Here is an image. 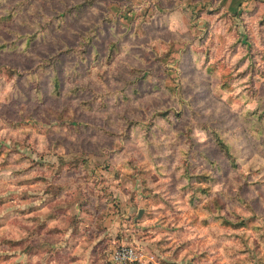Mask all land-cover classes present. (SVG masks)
Returning <instances> with one entry per match:
<instances>
[{
  "label": "rangeland",
  "instance_id": "1",
  "mask_svg": "<svg viewBox=\"0 0 264 264\" xmlns=\"http://www.w3.org/2000/svg\"><path fill=\"white\" fill-rule=\"evenodd\" d=\"M84 1L0 0V264H264V0Z\"/></svg>",
  "mask_w": 264,
  "mask_h": 264
},
{
  "label": "trees",
  "instance_id": "2",
  "mask_svg": "<svg viewBox=\"0 0 264 264\" xmlns=\"http://www.w3.org/2000/svg\"><path fill=\"white\" fill-rule=\"evenodd\" d=\"M93 1L94 0H85L82 4H79V6H76V7H72L70 9H68L66 11V13L60 15L59 18H65L66 17V14L68 13L69 15H77L74 10H77V11H84V8H88V7H91L93 6ZM11 15V14H9ZM5 18V17H3ZM90 38V42L93 41L94 37L95 36H90L88 35ZM85 45H90V44H85ZM71 52H78L77 50L74 49H67L66 51L64 52H60L58 53L57 55L53 56L51 59H49L47 62H46V66L47 67H51V66H57L61 61H60V56L62 55H65V54H69ZM42 68H45V66H40L39 69L37 71H35L34 73H28V75H36L37 77H41L42 72L41 71H44ZM13 74H17V75H21V73L19 71H15L13 70ZM227 84V82H226ZM55 89L56 90H59L60 86H59V81L57 80V78H55ZM225 85V84H224ZM225 87H228L227 86H224L222 89L224 90H229L230 88H225ZM156 118H159L160 120H163V121H166V122H172L173 119L175 120H181L183 119V113L182 112H178V111H175V110H171V111H166L164 113H158L156 114L155 116ZM128 126H134V127H137V124H134V123H129ZM140 127H142V129L144 130H149V125L148 124H144V125H141ZM203 129L206 130L210 135H212V139L213 141L215 142L217 148L220 150V152L225 156V158L228 160V162L234 166L237 159H236V156L232 153L231 151V147L230 145L226 142V140L224 139V137L222 136V134H220L217 129L209 126V125H202ZM75 245V244H74Z\"/></svg>",
  "mask_w": 264,
  "mask_h": 264
},
{
  "label": "built area",
  "instance_id": "3",
  "mask_svg": "<svg viewBox=\"0 0 264 264\" xmlns=\"http://www.w3.org/2000/svg\"><path fill=\"white\" fill-rule=\"evenodd\" d=\"M144 255L130 244H123L113 250L111 264H142Z\"/></svg>",
  "mask_w": 264,
  "mask_h": 264
},
{
  "label": "crops",
  "instance_id": "4",
  "mask_svg": "<svg viewBox=\"0 0 264 264\" xmlns=\"http://www.w3.org/2000/svg\"><path fill=\"white\" fill-rule=\"evenodd\" d=\"M72 247H75V246L72 245ZM78 249H79V247L77 248V250L75 249L71 253L72 257H78V261H74L70 264H94V263H96V264H111V256H110V259H106V261L102 260V255H103L102 252H103L104 248H101V249L97 248L95 251L93 248V250L91 252H89L88 255L83 254L81 256L79 254H77V253H80V252H78ZM98 260H100V261H98ZM148 263H151V262H145L142 264H148ZM153 263H155V264H169V263H165V262L164 263H162V262L156 263V261Z\"/></svg>",
  "mask_w": 264,
  "mask_h": 264
},
{
  "label": "water",
  "instance_id": "5",
  "mask_svg": "<svg viewBox=\"0 0 264 264\" xmlns=\"http://www.w3.org/2000/svg\"><path fill=\"white\" fill-rule=\"evenodd\" d=\"M141 216V211H140V213H139V217Z\"/></svg>",
  "mask_w": 264,
  "mask_h": 264
}]
</instances>
